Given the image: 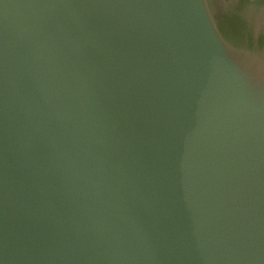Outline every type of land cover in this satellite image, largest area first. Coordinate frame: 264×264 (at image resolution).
Instances as JSON below:
<instances>
[{"label":"water","instance_id":"obj_1","mask_svg":"<svg viewBox=\"0 0 264 264\" xmlns=\"http://www.w3.org/2000/svg\"><path fill=\"white\" fill-rule=\"evenodd\" d=\"M0 264H264V0H0Z\"/></svg>","mask_w":264,"mask_h":264}]
</instances>
